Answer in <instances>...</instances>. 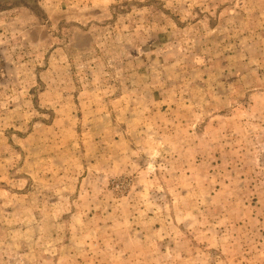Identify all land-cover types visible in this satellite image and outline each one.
Returning <instances> with one entry per match:
<instances>
[{"label": "rangeland", "instance_id": "rangeland-1", "mask_svg": "<svg viewBox=\"0 0 264 264\" xmlns=\"http://www.w3.org/2000/svg\"><path fill=\"white\" fill-rule=\"evenodd\" d=\"M0 264H264V0H0Z\"/></svg>", "mask_w": 264, "mask_h": 264}]
</instances>
